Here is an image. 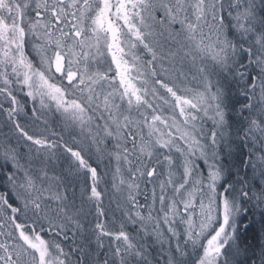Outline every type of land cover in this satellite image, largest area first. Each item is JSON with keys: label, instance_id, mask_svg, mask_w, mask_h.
I'll list each match as a JSON object with an SVG mask.
<instances>
[{"label": "snow or ice", "instance_id": "obj_1", "mask_svg": "<svg viewBox=\"0 0 264 264\" xmlns=\"http://www.w3.org/2000/svg\"><path fill=\"white\" fill-rule=\"evenodd\" d=\"M0 264H264V0H0Z\"/></svg>", "mask_w": 264, "mask_h": 264}, {"label": "trees", "instance_id": "obj_2", "mask_svg": "<svg viewBox=\"0 0 264 264\" xmlns=\"http://www.w3.org/2000/svg\"><path fill=\"white\" fill-rule=\"evenodd\" d=\"M252 236H253V233L250 231L249 233L245 235V238L251 243L253 242Z\"/></svg>", "mask_w": 264, "mask_h": 264}]
</instances>
